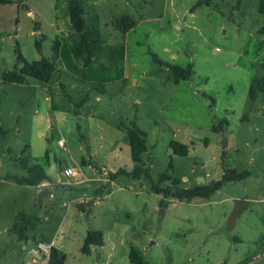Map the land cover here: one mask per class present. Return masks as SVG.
<instances>
[{"label":"rangeland","instance_id":"374dc122","mask_svg":"<svg viewBox=\"0 0 264 264\" xmlns=\"http://www.w3.org/2000/svg\"><path fill=\"white\" fill-rule=\"evenodd\" d=\"M9 1L0 4V264H27L39 242L59 249L63 264H132L131 246L150 264H264V91L257 84L249 95L251 84L264 85L260 0H82L87 42L79 51L67 0ZM58 22L75 78L4 81L22 65L17 49L26 62L46 57L59 66L56 46L66 41ZM152 53L192 64L193 77L175 81ZM117 75L124 79L113 83ZM82 99L89 115L82 106L72 112ZM131 121L146 133L151 180L110 182L109 171L134 165L122 126ZM172 140L189 145L188 154L174 153ZM26 157L49 175V195L12 180L26 173ZM169 162L184 187L216 181L225 168L250 173L210 198L162 204L151 181ZM66 167L77 176H63ZM247 196L228 227L234 200ZM90 229L103 232L104 244L86 254Z\"/></svg>","mask_w":264,"mask_h":264},{"label":"trees","instance_id":"16d2710c","mask_svg":"<svg viewBox=\"0 0 264 264\" xmlns=\"http://www.w3.org/2000/svg\"><path fill=\"white\" fill-rule=\"evenodd\" d=\"M82 0H68V14L69 20L74 28V30L80 36V45L77 47V51L80 50V47L87 42V38L84 34L85 18H84V9L82 5ZM9 0H0L1 3H10ZM210 0H207L209 3ZM259 12L264 15V0L259 1ZM122 22H127L125 18H122ZM261 33H264V25L262 27ZM35 46L38 51H41V42L40 40L35 41ZM17 62H22V65L15 67L11 70H7L3 73V79L6 82L14 83H24L26 78L33 77L37 80L48 82L52 78V75L55 71V64L52 60L46 57H41L38 60L32 62L24 61V58L17 49ZM153 61L159 65V67H167L170 69L172 77L177 81L179 79H191L194 75L192 64L182 65L178 63H169L161 60L156 54L152 53ZM91 58V55H90ZM88 59V58H87ZM86 59V61H87ZM259 85L261 90L264 91V85L258 80L256 84H251L249 86V95L251 98H255V87ZM85 103V99L80 100L78 103H74V110L72 112L77 114V108L81 107ZM76 107V108H75ZM222 124V123H221ZM122 126L126 129V137L128 140L130 148V156L134 163L133 167L130 170L120 167L115 171L108 172V181H113L119 175H128L135 178L145 177L150 179V174L148 167L142 161V154L146 151V133L142 129L136 126L134 121L129 122L128 126ZM214 130L221 129V125H215ZM170 148L174 150V153L180 155H187L190 148L189 145L178 140H172L170 142ZM22 168L25 169L26 173L21 176L14 175L12 180L18 184H26L37 186L42 182H50L51 179L49 175L44 170L43 166L39 163L33 162L28 157L22 158L21 161ZM250 173V171L245 170L239 172L233 168H225L222 176L216 180L207 183H197L192 187H184L179 183L181 179L174 174V168L171 162H169L168 167L160 173L156 181H151V188L155 193H159L163 196L162 204H165L166 198L175 197L183 201H191L197 196L208 197L210 198L215 191L220 189V187L227 181L241 180L245 178ZM151 180V179H150ZM25 227H18V232L20 238H26L24 233ZM104 244L103 232L99 229H90L87 230L81 251L86 254H90L91 248L96 246H102ZM65 255L57 248L51 247L50 253L48 256V264H63ZM129 260L132 264H150L146 261L142 253L134 246L130 247L129 251Z\"/></svg>","mask_w":264,"mask_h":264},{"label":"crops","instance_id":"0c3cea01","mask_svg":"<svg viewBox=\"0 0 264 264\" xmlns=\"http://www.w3.org/2000/svg\"><path fill=\"white\" fill-rule=\"evenodd\" d=\"M67 2H68V0H67ZM31 15H33L32 14V12H29ZM59 24H60V22H58V23H56V31H57V37L58 36H63V39L66 41V43H65V46H63L61 43H60V41H59V39L57 38L56 40H58L59 41V44L56 46V49H57V51H58V53H60V56H61V59L59 60V66H56V64H55V61H53L54 62V64H55V71H54V73H56V72H61L60 73V76H58V77H56L57 79H56V82L57 83H60L59 81H58V79L59 78H61V77H66V78H75L74 77V75H73V73L71 72V70L70 69H72L70 66H69V64H70V62H69V51L66 49V47L68 46V40L64 37V35H63V33H62V31H60V30H58V26H59ZM85 26H86V21H85ZM85 26H84V28H85ZM71 27H72V25H71ZM73 28V27H72ZM74 29V28H73ZM34 31H36L37 32V35H39L40 34V32H39V30H34ZM33 32V31H32ZM74 33L73 34H71L70 35V37H71V40L73 41V47L75 48L76 47V38H77V36H78V33L74 30L73 31ZM73 70V69H72ZM69 73H71V75L69 74ZM59 75V74H58ZM121 75V74H120ZM53 76V75H52ZM121 79H124V77H123V75L122 76H119L118 77V75H117V77L116 78H114L113 77V79H112V81H113V83L114 82H117V81H119V80H121ZM86 104V103H85ZM85 104H83V105H85ZM82 109V110H81ZM80 114L81 113H83V115L85 116V115H89V114H86L85 113V111L83 110V106L80 108ZM125 136H126V132H125ZM105 172V171H104ZM203 177V176H202ZM202 177H200V179L202 178ZM48 182H42V183H40L39 185H37V187H42V188H45L46 187V184H47ZM47 195H49V192H48V194ZM246 198H249L250 200H251V197H249V196H247ZM45 243V242H44ZM49 245L51 244V243H48ZM97 247H99V246H96V247H92L91 248V251H93V249L94 250H96L97 249ZM34 249H35V247H31V248H29V250H30V253H31V256L33 257V259H31V260H27V264H36L35 262H38V260H45L46 258H41V256L39 255H37L36 253H34L33 251H34ZM24 264H25V261H24Z\"/></svg>","mask_w":264,"mask_h":264},{"label":"water","instance_id":"95a60500","mask_svg":"<svg viewBox=\"0 0 264 264\" xmlns=\"http://www.w3.org/2000/svg\"><path fill=\"white\" fill-rule=\"evenodd\" d=\"M227 137L224 136L222 140L223 146H226L227 144ZM49 190L47 188L43 189L40 193L41 196H46L48 194ZM250 202L249 198H237L233 202V207L231 208V211L229 213L228 218V227H233L236 224L237 219L239 218L240 214L246 207V205Z\"/></svg>","mask_w":264,"mask_h":264},{"label":"built area","instance_id":"2783aa9c","mask_svg":"<svg viewBox=\"0 0 264 264\" xmlns=\"http://www.w3.org/2000/svg\"><path fill=\"white\" fill-rule=\"evenodd\" d=\"M83 114V113H81ZM58 143L59 145H63V140L62 139H59L58 140ZM63 176H65L66 178H70L72 176L76 177L77 174H76V171L75 169H73L72 167H66L63 169V172H62ZM50 196H52V194H50ZM50 249H51V245L47 244V243H44V242H39L35 249H34V253H36L38 256L40 255H45V256H48L49 253H50Z\"/></svg>","mask_w":264,"mask_h":264}]
</instances>
